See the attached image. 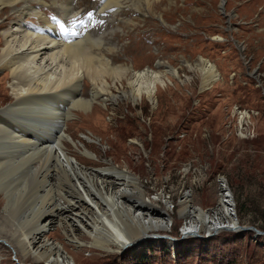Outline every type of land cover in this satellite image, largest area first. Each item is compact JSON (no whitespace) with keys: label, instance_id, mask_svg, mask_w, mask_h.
Returning <instances> with one entry per match:
<instances>
[{"label":"rangeland","instance_id":"1","mask_svg":"<svg viewBox=\"0 0 264 264\" xmlns=\"http://www.w3.org/2000/svg\"><path fill=\"white\" fill-rule=\"evenodd\" d=\"M99 1L102 0H72V11L77 10L78 17L92 10V21L86 15L91 28H85L78 37L91 29L93 34L97 33L93 27L100 20L94 19L93 11ZM154 2L149 14H142L133 6L124 20H115L114 27L113 23L111 26L106 23L105 27L100 24L98 29L104 27L105 32L109 27L114 28L111 36L115 42L99 48L105 56L113 51L109 57L115 59L110 64L112 68L124 65L139 71L164 62L178 69L180 78L173 80V87L168 86L165 93L156 95L155 106L145 100L132 104L114 92L117 98L106 99L105 108L95 105L94 119L82 118L75 109L65 131L80 141L92 133L95 141L87 146L99 164L90 163L88 167H100L106 161L126 169L138 178L145 197L160 194L171 202L168 214L172 221L166 230L144 235L167 238H146L118 253L85 248L74 261L76 264H264L263 234L249 229L220 231L205 237L202 231L198 234L200 237L182 238V220L177 213L178 201L187 192L192 206L210 208L218 200L221 179L232 194L238 225L250 224L264 230V0ZM36 9L39 14L25 18L6 12L0 29L17 28L19 23L20 31L33 26L43 33L44 24L48 23L54 30L49 20L59 24L58 9L50 4L36 5ZM103 22L101 18L100 23ZM59 32L65 34L70 30L64 28ZM199 59L211 63L219 76L203 91L198 75L186 69V65L193 66ZM3 75L1 72L0 108L10 104ZM86 81L83 79V98L89 96L90 85ZM54 100L57 105H52L53 110L63 107L58 113L71 107L70 103ZM48 105L44 106L46 110L52 108ZM241 114L249 116L242 127L239 125ZM13 122L17 123L16 119ZM8 127V131H14L15 127ZM11 154L5 153L0 162L3 158L4 161L14 158ZM6 163L0 170V234L15 244L23 229L22 214L25 209L29 213L34 206L30 196L35 186L28 172L22 171L19 165L14 166L17 162ZM25 181L28 185L25 184L24 191L28 195L23 201L31 202L28 208H24L27 205L24 202L23 209H17L16 213L6 210L5 192L22 190ZM53 233H48L49 240H58L52 237ZM71 249L70 245L66 247L70 253ZM17 253L0 243V264H43L32 258L21 261Z\"/></svg>","mask_w":264,"mask_h":264},{"label":"bare ground","instance_id":"2","mask_svg":"<svg viewBox=\"0 0 264 264\" xmlns=\"http://www.w3.org/2000/svg\"><path fill=\"white\" fill-rule=\"evenodd\" d=\"M154 1L151 6L150 0L99 1L93 11L94 19L101 22L104 18V22L93 27L97 35L91 29L82 37L70 38L71 32L62 34L59 29L49 28L48 23L44 24L43 33L35 27H23L26 31H20L19 23L17 28L0 29V73L4 72L2 78L10 92V104L0 108V160L5 153L13 152L10 156L14 158L8 161L17 162L16 168L19 165L22 171L28 172L35 186L30 196L34 206L29 213L25 209L22 214L23 229L17 234L15 244L0 234V243L18 252L21 261L32 258L43 264H76L74 258L85 248L118 253L146 238H167L155 235L144 238V235L166 230L172 221L168 214L171 202L160 194L145 197L138 178L126 169L106 161L100 167H88L90 163L99 164L87 146L95 141L92 133L80 141L65 131L75 109L82 118L94 119L95 105L105 108L106 99L117 98L114 92L132 104L145 100L155 106L156 95L165 93L168 86L173 87L172 81L180 78L178 69L164 62L139 71L124 65L112 68L110 64L115 59L109 57L113 51L105 56L99 48L115 42L111 36L114 28L104 31L106 23L109 26L113 23L114 27L115 20H124L133 6L136 11L149 14L156 4ZM48 4L58 9L56 12L64 21L76 16L72 0H0V28L4 26L1 21L6 12L24 17L36 14V5ZM100 24H104L103 29H98ZM116 28L120 27L116 25ZM186 69L198 75L202 91L219 78L214 66L204 59L193 66L186 65ZM83 79L90 85L87 98L81 95ZM54 99L62 104L70 103L71 107L58 113L63 107L53 110ZM48 103L50 110L44 107ZM240 117L242 127L249 116L241 114ZM9 125L15 127L13 132L8 131ZM8 161L2 159L0 170ZM219 181L218 200L208 209L192 206L189 192L178 201L182 238L197 237L202 231L205 237L220 231H237L232 194L225 182ZM26 182L22 190L8 191L9 194L5 187L6 210L16 213L17 209H23L26 202L23 199L28 195L24 191ZM25 204L24 208H28L29 204ZM50 231H54L52 237L58 240H49ZM69 245L71 253L66 250Z\"/></svg>","mask_w":264,"mask_h":264},{"label":"water","instance_id":"3","mask_svg":"<svg viewBox=\"0 0 264 264\" xmlns=\"http://www.w3.org/2000/svg\"><path fill=\"white\" fill-rule=\"evenodd\" d=\"M17 128V127H16ZM219 179H217L218 181ZM233 213V212H232ZM236 219V218H235ZM237 221V220H236ZM238 224V223H237ZM237 231H249V229H252L256 234H263L264 235V230H260L252 225H238L236 226ZM197 237H200L197 235ZM145 238V237H144ZM181 238V237H180Z\"/></svg>","mask_w":264,"mask_h":264},{"label":"snow or ice","instance_id":"4","mask_svg":"<svg viewBox=\"0 0 264 264\" xmlns=\"http://www.w3.org/2000/svg\"><path fill=\"white\" fill-rule=\"evenodd\" d=\"M88 15H89V17H91L92 13H91V12H89V13H88Z\"/></svg>","mask_w":264,"mask_h":264}]
</instances>
